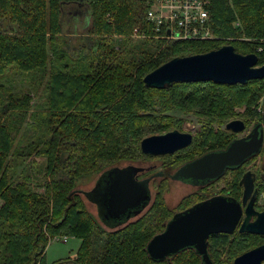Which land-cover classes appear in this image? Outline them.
I'll use <instances>...</instances> for the list:
<instances>
[{"label":"trees","instance_id":"1","mask_svg":"<svg viewBox=\"0 0 264 264\" xmlns=\"http://www.w3.org/2000/svg\"><path fill=\"white\" fill-rule=\"evenodd\" d=\"M81 1L0 0V264H47L44 250L60 236L80 240L72 264H156L146 245L174 213L163 199L164 181L139 217L111 230L86 208L78 181L120 161L169 159L175 169L225 148L235 135L220 125L232 118L261 119L253 105L264 98V78L158 89L147 87L143 77L174 57L226 44L264 64V0H210V40L155 36L146 21L154 0H84L90 25L75 46L62 33L61 18ZM14 72L28 75L30 87L42 84L43 103L34 107L31 92L3 78ZM171 110L193 113L204 124L187 147L144 154V137L179 127L180 120L167 114ZM230 171L238 185L242 171ZM192 197L182 200L181 210L201 201ZM225 237L209 236V249L214 262L230 264L240 252L228 251ZM186 249L170 255L171 264H200L193 248Z\"/></svg>","mask_w":264,"mask_h":264},{"label":"water","instance_id":"2","mask_svg":"<svg viewBox=\"0 0 264 264\" xmlns=\"http://www.w3.org/2000/svg\"><path fill=\"white\" fill-rule=\"evenodd\" d=\"M257 62L256 54H241L226 44L207 52L174 57L147 73L143 82L147 87L158 89L170 87L175 82L246 84L251 79L264 78V64L257 65ZM245 127V122L238 118L225 124V129L233 133L241 132ZM192 139L191 133L173 129L144 137L140 141V149L148 155L172 154L187 147ZM263 143L264 109L261 121L255 122L244 136L234 138L223 149L203 153L182 163L172 173L171 179L192 185L218 179L227 168H236L259 153ZM146 169L134 164L111 166L100 173L91 190L84 192V196L96 204L100 218L112 229L120 227L149 206L152 198L150 178L139 179L140 173ZM249 176L250 173L245 172L240 179L245 190L252 184ZM246 213L249 214L248 209ZM241 214V206L236 201L222 195L211 196L173 213L163 230L148 241L146 251L152 260L160 262L178 251L193 247L204 264H212L207 251L208 236L232 232ZM246 219L240 231L264 234V212L259 213L252 223H246ZM262 261L264 245L236 256L231 264H263Z\"/></svg>","mask_w":264,"mask_h":264},{"label":"rangeland","instance_id":"3","mask_svg":"<svg viewBox=\"0 0 264 264\" xmlns=\"http://www.w3.org/2000/svg\"><path fill=\"white\" fill-rule=\"evenodd\" d=\"M83 2L84 0L81 1L82 5L76 11L74 10L73 7L69 9L67 8L66 10H64L62 14V18H61L62 33L67 37V40L71 42V45H75V46L78 44L77 43L78 41L80 40L85 41L84 36L86 35V29L90 25V15L88 13V8ZM3 78L4 79L10 78L12 80L10 84H13L14 87H18L23 90L25 89L31 92V95L33 96L34 107L43 103L44 95H43L42 84L36 81V85L34 84L32 87H30V78L28 75H24L20 72L19 73L14 72V73L9 74L8 77H3ZM253 108L256 110V112L261 114L264 108L263 96L257 100V102L253 105ZM236 112L242 114L244 112V108L237 107ZM167 114L180 120L179 127H176L174 129H177L182 132H189L192 134V136L196 135L197 132L200 130L201 125L204 124V120L202 118H198L193 113H189V112L184 113L180 110H171V111H168ZM235 118L243 120L246 125L243 131L234 133L235 135L234 138L235 137L239 138L250 130V128L253 126L255 121L247 123L245 118L242 116H237ZM213 125L215 128H219L217 124L216 125L213 124ZM220 128L225 129V125H220ZM33 161L39 162L40 158L35 157L33 158ZM169 161H170L169 159L167 160L165 159H147V160L140 159L136 161H120V162H117L114 166L122 167L128 164H134V165H139V166H143L147 168L144 172H142L139 175V177L140 178H146V177L150 178V190L152 193V198L155 195L156 191L158 190L161 184L160 182L164 181L161 187L162 192H163V199L168 209H171L172 212L174 213L181 210L180 203L187 196L194 195V197L192 198H193V201H196L199 199L203 200L211 196H214L216 194L222 193V191L226 189V187H228L227 185L229 184L228 183L229 179L232 178V174H233V173H226L219 179L215 180L214 184L212 183L209 188L207 187L202 188V187L195 186V185L193 186V185H190V184L178 181V180L170 179L168 177H164L161 175L153 176L159 171H163V170L166 171L169 169L173 173L181 165L180 164L175 169H173L171 165L167 164ZM26 162L27 161H23L22 164H25ZM261 162H264V154L260 155L253 163H250V164L251 166L252 164L255 166ZM21 168H22V165L14 169L13 178L15 180H19L21 178L22 176V173H20L22 171ZM252 169L254 168L252 167ZM99 175L100 173L78 181L77 189L80 190V193L78 195H80L84 205L95 216L97 221L107 230H111L112 227H110L108 223L103 221V219L100 218V215H98L96 204L88 200L84 196V192L91 190V188L93 187ZM33 186L35 187L34 184ZM36 189L39 191L42 190L39 188H36ZM201 196H203V198H200ZM152 198H151V201H152ZM263 200H264V192H262V194L259 197V201L261 203L263 202ZM145 209L143 210V212L145 211ZM142 213H140L139 215L135 217L128 219L125 223L136 219ZM100 220L103 221L105 224L102 223ZM78 244H79V240L75 237L68 236L66 238H63L62 236H60L57 239L53 238L50 242H48L46 246V260L47 261L45 262L47 264H52V263H57L58 261H63V264H70L68 260H70L69 259L70 256L72 255L74 256L77 250ZM233 258H231L230 262L232 261ZM191 264H195V263L193 262Z\"/></svg>","mask_w":264,"mask_h":264},{"label":"flooded vegetation","instance_id":"4","mask_svg":"<svg viewBox=\"0 0 264 264\" xmlns=\"http://www.w3.org/2000/svg\"><path fill=\"white\" fill-rule=\"evenodd\" d=\"M78 5L80 6L81 4L78 3ZM244 135H242V136H244ZM263 154H264V143H263V147L259 151V153L254 154L253 156L249 157L247 160L243 161V163L236 168H233V169L227 168L225 170V173L223 174V175H225L226 173H231L230 170H232V171L235 169L242 170L241 176H240L239 181H238V185H233L232 178H230L229 182H228L229 184L227 185L230 189L228 187H226V189H224L222 191V193L216 194V195H222L224 197H227L228 199L236 201L237 203L240 204L241 210H242V214H241L239 220L237 221V224H236V226L232 232H230V233H215V234L209 235V236L214 237V236H218L220 234H225L228 251H238V252H240V254H242V253L247 252V251H249V250H251L257 246L264 245V234H262V233H250L247 231H240V227H241L242 223L244 222L245 218H247L246 223H252L254 220H256L257 215L259 213L264 212V200L262 203L259 201L260 195L262 194V192H264V162H261L255 166L253 164L251 166V164H250V163H253L260 155H263ZM252 167L254 169H252ZM245 172L250 173L249 177L252 180V184L246 190H245L244 183L240 184V179L242 178V176ZM157 175H161V176L168 177L171 179L172 172L171 171L167 172V171L163 170V171H159L158 173H156L153 176H157ZM139 179H143V178L139 177ZM215 180H217V179H213V180H210V181L205 182L203 184H198L195 186H199L202 188H204V187L209 188L212 183L214 184ZM187 184L192 185L191 183H187ZM149 187H150V181H149ZM244 193H245V195H244ZM151 196H152V193H151ZM203 200H201V201H203ZM247 209L249 211V214L246 213ZM191 248H193V247H191ZM191 248L186 249V251L191 250ZM193 251L196 253V255L200 256L199 254H197V252L194 248H193ZM207 251H208V255H209V258L211 259L212 264H221L220 262H216V261L214 262L212 260L213 258L211 256V252L209 249V241H208V245H207ZM184 252L185 251H181L180 253L184 254ZM233 259H232V261H233ZM232 261L230 262V264L232 263ZM171 263H173L172 257L168 256L165 259H163L162 261L157 262L156 264H171ZM262 263L264 264V261H262ZM200 264H204L201 256H200Z\"/></svg>","mask_w":264,"mask_h":264},{"label":"built area","instance_id":"5","mask_svg":"<svg viewBox=\"0 0 264 264\" xmlns=\"http://www.w3.org/2000/svg\"><path fill=\"white\" fill-rule=\"evenodd\" d=\"M209 4L210 0H154L146 11V21L153 26L155 36L163 39L210 40L214 35Z\"/></svg>","mask_w":264,"mask_h":264},{"label":"crops","instance_id":"6","mask_svg":"<svg viewBox=\"0 0 264 264\" xmlns=\"http://www.w3.org/2000/svg\"><path fill=\"white\" fill-rule=\"evenodd\" d=\"M78 240H79V239H78ZM79 244H80V240H79ZM79 244H78V247H79ZM78 247H77V248H78ZM76 251H77V250H76ZM75 255H76V252H75L74 256H73V255L70 256V258H69L70 260H68L70 264H72L71 262H72L73 258L75 257ZM44 260L47 261V260H46V248H45V250H44ZM68 261H67V262H68ZM67 262H66V263H67ZM62 264H63V263H62Z\"/></svg>","mask_w":264,"mask_h":264}]
</instances>
